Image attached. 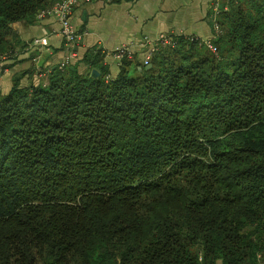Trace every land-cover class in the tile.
<instances>
[{
	"label": "trees",
	"instance_id": "trees-1",
	"mask_svg": "<svg viewBox=\"0 0 264 264\" xmlns=\"http://www.w3.org/2000/svg\"><path fill=\"white\" fill-rule=\"evenodd\" d=\"M58 1L0 0V56ZM223 5L217 55L176 35L0 90V264H264V0Z\"/></svg>",
	"mask_w": 264,
	"mask_h": 264
},
{
	"label": "crops",
	"instance_id": "crops-1",
	"mask_svg": "<svg viewBox=\"0 0 264 264\" xmlns=\"http://www.w3.org/2000/svg\"><path fill=\"white\" fill-rule=\"evenodd\" d=\"M222 6L221 0H124L116 3L94 0L80 3L74 8L71 21L87 34L76 46L74 62L79 63L87 52L101 51L105 63L116 75L119 62L112 53L117 46H130L134 52L133 60L143 62L147 53L143 45L146 37L172 33L195 36L203 41L212 39L215 35L213 13ZM12 27L22 44L15 57L8 55L0 68L3 93L11 89L12 78L17 73L26 74L23 84L37 83L39 74L58 65L67 50L61 23L54 17L18 21ZM38 37L44 39L43 46L31 44ZM80 67L84 68L83 63Z\"/></svg>",
	"mask_w": 264,
	"mask_h": 264
},
{
	"label": "built area",
	"instance_id": "built-area-1",
	"mask_svg": "<svg viewBox=\"0 0 264 264\" xmlns=\"http://www.w3.org/2000/svg\"><path fill=\"white\" fill-rule=\"evenodd\" d=\"M94 0H59L55 4L42 9L38 12L36 18L42 19L44 17H54L61 23V34L66 41L67 50L64 55V58L60 61L59 67L61 69H66L68 66L74 63V60L77 58L76 46L84 35L87 34L86 30L77 29L71 21V15L75 8L80 3H87ZM107 3H116L124 0H99ZM230 1V0H228ZM218 8L215 9V15L217 14ZM214 29L218 31V24L214 19ZM175 34L172 33H160L155 38L146 37L144 38L143 45L147 48L146 56L143 60L144 65L150 63L151 57L154 55L159 45H172L175 43ZM192 40L197 38L195 36H188ZM208 48L213 52L217 53V47L212 43V39L203 41L201 40ZM33 46H43V38H35L32 43ZM113 56L120 63L123 59H134V52L131 50L130 46L120 45L113 50ZM7 56V55H6Z\"/></svg>",
	"mask_w": 264,
	"mask_h": 264
},
{
	"label": "rangeland",
	"instance_id": "rangeland-1",
	"mask_svg": "<svg viewBox=\"0 0 264 264\" xmlns=\"http://www.w3.org/2000/svg\"><path fill=\"white\" fill-rule=\"evenodd\" d=\"M223 1H226V2H227L228 0H221V4H223ZM226 7H227V6H226ZM219 10H220V8L218 7V11H217V13L219 12ZM216 16H217V14L215 15V17H216ZM216 55H217V53H216ZM6 57H8V55H7V56H6V55H5V56H3V55L0 56V68H1V66L3 65V63L6 61V60H5ZM2 70H3V69H2ZM0 88H1V90H2V86H1V85H0Z\"/></svg>",
	"mask_w": 264,
	"mask_h": 264
},
{
	"label": "water",
	"instance_id": "water-1",
	"mask_svg": "<svg viewBox=\"0 0 264 264\" xmlns=\"http://www.w3.org/2000/svg\"><path fill=\"white\" fill-rule=\"evenodd\" d=\"M151 66H152V64L149 63L148 65L145 66V68H150ZM99 74H100V72L97 69H92V76L93 77H97V76H99Z\"/></svg>",
	"mask_w": 264,
	"mask_h": 264
}]
</instances>
